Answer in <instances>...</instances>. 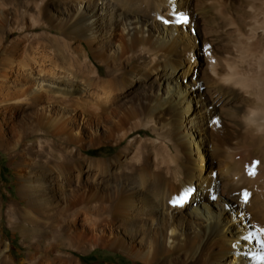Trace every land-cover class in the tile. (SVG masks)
<instances>
[{
  "label": "bare ground",
  "instance_id": "obj_1",
  "mask_svg": "<svg viewBox=\"0 0 264 264\" xmlns=\"http://www.w3.org/2000/svg\"><path fill=\"white\" fill-rule=\"evenodd\" d=\"M194 2L200 9L222 15L225 1L0 0V47L14 37L4 47L6 59L18 54L21 45L27 52L37 41L53 46L56 52L62 48V56L71 54L72 45L78 43L84 51L78 69L89 90L101 81L86 61L94 69L95 63L108 69V80L101 83L103 96L92 92L93 103L68 94L56 99L42 87L31 89L28 81L5 100L11 160L23 149L16 172L25 202L24 217L58 227V239L53 242L40 239V229H34L27 264H80L63 254L68 248L78 250L84 240L74 229L78 224L91 229L107 227L111 237L106 245L140 264H264L263 241L258 235H240L233 229L236 216L228 211L229 203L221 201L214 208L207 205L205 196L216 194L219 182L207 181L197 173L202 149L180 119L185 105L188 124L193 112L187 95L178 89L179 71L167 57L179 38L176 25L182 16L188 17ZM245 2L244 28L231 24L243 41L240 53L245 62H253L256 68L235 69L229 64L228 73L220 76L212 58L209 69L223 81L243 88L249 102L243 124L248 135L264 144V0ZM9 14L14 16L9 18ZM3 24L9 27L2 29ZM55 29L59 36L52 34ZM37 30L43 32L29 34ZM38 73L44 76L47 72L41 69ZM179 104L177 112L174 106ZM170 108L177 115L171 119L178 132L173 124L162 123ZM94 125L106 127V134H97ZM139 129L153 135L143 141L144 149L137 138H129ZM128 138L125 151L112 159L85 154L91 147L120 144ZM188 139L196 148L188 155L200 158L193 161L195 168L183 160ZM239 150L226 155L233 165L220 182L229 201L239 200V183L264 187V163L247 149ZM230 179L238 184L232 187ZM19 214V207L9 205L7 222L13 231L18 229ZM8 249L6 245L0 253V264H12L11 255L5 254ZM255 254L260 256L254 258Z\"/></svg>",
  "mask_w": 264,
  "mask_h": 264
},
{
  "label": "rangeland",
  "instance_id": "obj_2",
  "mask_svg": "<svg viewBox=\"0 0 264 264\" xmlns=\"http://www.w3.org/2000/svg\"><path fill=\"white\" fill-rule=\"evenodd\" d=\"M224 1L222 15H219L216 10L200 9L196 7L197 2H194L187 23L176 25L179 38L176 46L173 45L175 51L168 56L169 58L167 57V61L172 62L179 71L178 89L187 95L193 112V121L188 124L186 119L188 115L185 111L187 106H183L185 110L180 119L187 131L195 134V143L199 142V147L202 149L201 160H199L201 161L200 168L197 169V173L207 181L219 182L218 192L216 194L212 192L205 196L207 205L214 208L221 201L228 202V211H234L236 216L235 222H232L233 229L240 235L244 233L250 236L258 235L259 240L264 244V187L251 183H239L241 186L239 200L229 201V197L225 194V188L220 183L226 177L224 172L233 165V161L226 158L228 153H237L240 151L239 149L245 148L251 155L258 158L261 164L264 163V144L254 136L248 135L243 124L242 115L249 108L248 97L243 88L232 82L223 81L219 76L211 74L209 69V59L212 58L215 59V69L220 76L228 73L229 64L235 69H246L247 66L248 69L256 68L253 62L247 64L245 56L240 53L243 41L239 36L237 37L236 31V26L237 28L241 27L240 29L244 28L245 20L242 15L246 11V0ZM12 16L14 15L9 14L8 17ZM233 22L236 23V26L231 24ZM7 26L3 24L1 28H8L9 26ZM42 32L43 30H37L29 34L39 35ZM52 34L59 36L60 32L55 29L52 30ZM13 38L10 37L0 47V253L8 245L9 249L5 254L6 256L11 255L12 264H27V253L32 250L30 238L34 235V229H40V239H50L53 242L55 237L58 239L56 234L58 227H55L51 222L48 225L41 222L38 224L24 217L25 202L19 194L21 181L16 172L18 163L22 161L23 149L20 148L16 151L18 157L12 161L11 137L6 124L7 117L3 113V109L7 105L5 100L13 92L24 88L22 84L28 81V87L31 89L42 87L56 99L68 94L81 102L93 103L95 96H91L92 92L95 94L97 92L99 97L103 96L100 92L101 83L108 80L106 76L108 69L103 63H95L91 52L85 46L96 69L88 61L86 63L91 70L98 72V80L101 81L97 85L96 82L92 83L94 88L89 90L87 79L78 69L82 64L80 55H84V51L78 43L72 45L71 54L65 53L62 56L59 53L62 48L56 52L53 46L47 45L43 41H37L31 45L27 52H24L21 45L18 54L8 57L11 59H6L3 54L4 47ZM51 53L54 56H51ZM58 54L61 57H57ZM43 60L45 61L43 62ZM41 69L47 72L44 76L38 73ZM56 102L59 105V102ZM174 109L180 112L181 105H175ZM77 113L81 114L79 111ZM82 115L84 116V114ZM172 116L177 117L170 108L162 118V123L168 127L172 126L169 124H173L172 127L178 132L176 122L173 118V120L171 119ZM95 129L99 135H104L107 131V128L102 125H94L93 130ZM129 138H137L140 141L139 146L141 145V149H144L146 145L143 144V141L153 138V135L147 130L139 129L132 132ZM129 138L120 144L111 142L91 147L84 153L88 157L100 160L112 159L125 151ZM190 151L195 152L196 148L193 147L191 139H188L187 146L183 149V160L187 166L195 168L193 161L200 158L196 155L189 156L188 152ZM230 180L229 184L232 187L238 184L233 179ZM11 204L19 207L21 213L17 218L18 229L15 231L9 227L7 222V211ZM226 216L228 220L232 219V215L229 213ZM240 217H243V220ZM74 227L76 232H81L84 235V240L80 246L77 245L78 250L71 248L63 250V254L72 260L80 264H140L126 254L106 245L111 237L107 227L91 229L82 224ZM24 236L26 237L23 242ZM83 250L85 251L81 252ZM260 254L262 253L260 252ZM260 254H255L253 257L258 258Z\"/></svg>",
  "mask_w": 264,
  "mask_h": 264
},
{
  "label": "snow or ice",
  "instance_id": "obj_3",
  "mask_svg": "<svg viewBox=\"0 0 264 264\" xmlns=\"http://www.w3.org/2000/svg\"><path fill=\"white\" fill-rule=\"evenodd\" d=\"M187 21H188V17H186V16H182L181 18H180V23L181 24H184V23H187ZM164 23H168V21H164ZM261 259L262 260H264V257H261Z\"/></svg>",
  "mask_w": 264,
  "mask_h": 264
}]
</instances>
